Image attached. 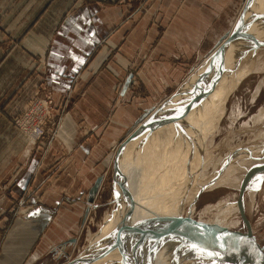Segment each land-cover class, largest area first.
<instances>
[{
    "label": "crops",
    "instance_id": "crops-1",
    "mask_svg": "<svg viewBox=\"0 0 264 264\" xmlns=\"http://www.w3.org/2000/svg\"><path fill=\"white\" fill-rule=\"evenodd\" d=\"M238 2L0 0V264H36L74 240L98 173L147 105L141 91L178 85ZM46 97L33 143L15 120Z\"/></svg>",
    "mask_w": 264,
    "mask_h": 264
},
{
    "label": "rangeland",
    "instance_id": "rangeland-1",
    "mask_svg": "<svg viewBox=\"0 0 264 264\" xmlns=\"http://www.w3.org/2000/svg\"><path fill=\"white\" fill-rule=\"evenodd\" d=\"M131 1L139 2L142 0H126V2ZM260 1L263 2V0H239L236 16L228 33L241 26L246 33L250 31L252 37L248 42L240 40L227 45L224 49V68L221 71L213 70L208 76L206 74L201 76V81L198 79L195 83V78L192 79L190 81L192 84L174 99L173 106L169 104L163 107L162 104L167 98L175 95L184 80L201 65L208 55L197 60L195 65L190 67L184 79L175 87L165 90L141 91V98L143 101H147L145 102L147 105L142 108L141 115L128 129L122 142L110 152L108 156L110 165L101 166L104 169L98 173V183L93 186L92 198L90 199L91 209L81 223L77 236L63 247L58 246L61 249L39 259L35 262L36 264H67L79 257L82 260L95 259L90 261L92 264H139L141 259L140 256L137 257L140 255L138 252L141 250L139 253H142L145 248L150 253V247L146 246L147 238L154 240V235L157 233L156 229L151 232V227L148 226H151L157 214L155 211L157 196L167 189L164 188V180L170 171V164L172 165L173 162L174 165H178L180 162L181 165L200 163L204 157H201L199 153L205 146L206 150L203 155L208 162L201 167L197 165V170L201 172L199 174L203 175V177H200L199 174L196 176L197 182L200 181L199 178L202 179L203 183L206 179L218 181L222 177L221 175L228 174L229 170L230 172L235 170L229 175L230 179H235L236 185L239 186L230 187L226 183H221L215 188H206L200 192L194 203L193 221L197 222L200 218L206 220L214 216L218 207L214 208L218 206V203L232 204V210L235 213L231 215L230 222L236 224L228 227L222 233L227 235L233 248L239 253L247 251L249 238L254 243V254L260 252L258 247H264V168L262 165L256 164L238 166L234 164L238 157H232L238 150H251L258 147L261 141L257 135L264 133V8L258 9L261 4ZM251 11L253 12L251 13ZM258 11H261L260 15L256 14ZM254 12V15H257L255 17L253 16ZM248 16H253V18ZM244 17L245 19L242 21ZM251 66L253 67L252 70ZM161 106L164 108L159 112L162 115L158 113L151 118L152 114ZM173 115L178 116L177 123H174ZM150 118L151 120L147 123L149 126L146 125L143 129L144 132L136 135L118 154L131 131L133 132L138 128V125H143ZM199 135L200 137H198ZM261 144L264 145V140ZM203 145L204 147H201ZM199 147H201L200 152ZM173 155L174 158L172 159ZM257 156H264V153L260 151L256 154ZM208 157L210 158L207 159ZM174 159L176 160L173 161ZM241 159L242 162L243 160L244 162L247 161L242 157L239 161ZM168 162L169 164H167ZM230 162L233 165L229 166ZM116 165L119 170V174L116 175L117 184L114 180ZM238 170H241L242 173L239 171L240 173L237 174ZM243 171H246L245 174ZM255 171L257 172L254 173ZM97 172L98 170L95 174ZM242 175H244L243 178H241ZM47 176L44 180L48 178ZM237 176L239 177L236 178ZM189 181L191 182V180ZM123 189L132 195L131 201L126 200L121 195L120 192H123ZM32 194L34 193L31 192ZM27 201L28 198H24L17 204L18 206L25 205ZM150 203L155 206L150 205ZM165 203L163 202V204ZM131 206L133 210L128 214ZM208 206H214V208L210 213L205 214L204 209ZM185 207L182 212V219L183 217L186 218L188 204H185ZM144 210H148L147 212L150 213L148 214ZM199 214L203 216L201 217ZM108 219L111 220L108 221ZM106 220L110 224L104 229L102 226L105 225ZM122 228L124 229L122 230ZM130 228L137 231L134 240L129 238L131 233L128 229ZM180 239L181 242L179 240L173 242L174 244H182L181 246L176 244L177 247L173 245L174 254L171 253L173 256H176V252L177 256L180 255L178 254L179 251L183 252L181 247L186 252L190 249L188 242L185 245V242H182L183 239ZM126 244L128 247L123 249ZM151 253L156 252L151 251ZM196 254L199 257L196 256L198 259L193 260L194 264H213L219 260L222 264L225 263V259L209 247H205L202 252ZM147 256L150 257V254L144 255V257ZM201 259H206V262H195ZM190 262L183 259L178 263L192 264Z\"/></svg>",
    "mask_w": 264,
    "mask_h": 264
},
{
    "label": "bare ground",
    "instance_id": "bare-ground-1",
    "mask_svg": "<svg viewBox=\"0 0 264 264\" xmlns=\"http://www.w3.org/2000/svg\"><path fill=\"white\" fill-rule=\"evenodd\" d=\"M261 2V1H260ZM262 9L264 8V0L263 2H261L260 6L258 7ZM261 10V9H260ZM264 10V9H263ZM257 11V10H256ZM253 11H251L252 13ZM261 12V11H260ZM259 11L256 12L257 15H260ZM249 13V14H251ZM255 12L253 13V16H257V15H254ZM250 17V18H253ZM261 18V17H260ZM245 17L243 18L242 21H244ZM257 20V19H256ZM255 25V24H254ZM262 25V24H261ZM247 33H250L251 35V32L248 31ZM254 35V34H253ZM262 42V41H261ZM260 42V43H261ZM263 43V42H262ZM255 44V43H254ZM262 46V45H261ZM258 50V49H257ZM224 63H225V57H224ZM224 63H223V66L222 68H224ZM247 66V65H246ZM249 67V66H248ZM246 67V68H248ZM221 68V69H222ZM250 68V67H249ZM221 69L219 71H221ZM253 69V67L251 66V70ZM213 71H210V72H207L206 75L208 76L209 73H212ZM205 75V74H204ZM203 76V75H202ZM206 76V77H207ZM239 78V77H238ZM193 79V78H192ZM201 80V78H195L194 80V83L197 81V80ZM199 82V81H198ZM199 86V85H198ZM197 86V87H198ZM196 87V88H197ZM198 89V88H197ZM196 89V90H197ZM218 92V91H217ZM219 93V92H218ZM211 94V93H210ZM221 94V92H220ZM228 94V93H227ZM179 95V94H178ZM207 95H208V91H207ZM185 96V95H184ZM215 96V95H213ZM178 97V96H176ZM176 97L173 98V101L174 99H176ZM208 97V96H207ZM207 101V100H206ZM200 103V101H199ZM212 103V102H211ZM210 103V104H211ZM174 104V103H173ZM169 104H164L163 107L165 106H168ZM215 105V104H214ZM182 106V105H181ZM161 107L160 109L158 108L151 116L154 117L155 115H158L159 112H161L164 108ZM179 107V106H178ZM177 107V109H178ZM214 110V109H213ZM205 111V109H204ZM210 111V110H209ZM209 113V112H208ZM160 114V113H159ZM205 114V113H204ZM162 115V114H160ZM200 117L203 116V113H202V116L199 115ZM165 117V116H164ZM199 117V118H200ZM151 118L146 122L144 123L143 125H138L133 132L131 131V133L129 134L128 138L123 142L122 144V147L121 149L119 150L118 154H120V152L122 151V149L124 148V146L126 144H128L136 135H138L140 132L143 131V129L146 127L147 123L151 120ZM166 118V117H165ZM167 119V118H166ZM262 119V118H261ZM162 120V119H161ZM160 120V121H161ZM170 122V121H169ZM171 123V122H170ZM203 125V124H202ZM149 126V125H147ZM201 126V125H200ZM206 126V124H205ZM181 127V126H180ZM194 127V126H193ZM192 128V127H191ZM190 128V129H191ZM200 128V127H199ZM198 128V129H199ZM202 128V127H201ZM201 131V130H200ZM144 132V131H143ZM189 133V132H188ZM206 133V132H205ZM258 139L261 141L264 140V133H261V134H258ZM197 137V136H196ZM200 137V135L198 136ZM207 137V136H206ZM209 138V137H207ZM206 138V139H207ZM185 142V141H184ZM209 142V141H208ZM212 143V142H211ZM210 143V144H211ZM261 143H259L258 147H255V149H251V150H238L237 152L234 153V155L232 156L233 158L234 157H238V159H235L236 162H234V164L236 165H248V166H251V165H262V168H264V156H257L256 157V154L260 151H262V153H264V145H262ZM168 145V144H167ZM205 145V144H204ZM201 146V147H204ZM217 146V145H216ZM199 147V149L201 148ZM171 148V146L169 147V149ZM191 148V147H190ZM198 149V148H197ZM172 150V149H171ZM205 150H206V146L202 149L199 150V155H201V157H204L202 158L201 162L200 163H192L190 165H181V162L180 164L178 165H174L172 163V165L170 164L171 168L170 171H168V174L165 178V185H164V188H167L165 189L161 194H159L156 198L157 199V204L156 205V209L155 211H157V214L155 215V218L151 224V226H148L149 228L151 227L150 231L153 232L152 230L156 229L157 230V233L154 235L155 236V239L152 240L150 238H147V242H146V246L150 247V253L149 251H146L147 249L144 248V250L142 251V253H139L141 252V250L138 252V250H136L138 252V254L140 255H137L140 256V259L139 260V264H177L178 262L180 263L181 260H185V261H188L192 264L193 263V260L194 259H198L196 258L199 257V255H197L196 253H200L202 252V250H204L205 247H209L212 251H215L217 252L218 254H220L224 259H225V263L224 264H263L264 263V253H262L261 251L258 253V254H254V243H253V240L251 238H249V245H248V249L246 252L244 253H239L238 251H236L233 246H232V242L231 240L228 239L227 235L222 233L224 231H226V229L228 227H231L232 225H235L236 223L235 222H230L231 219H232V214L235 213V211L233 212L232 210V207L233 205L232 204H223V202H221L220 204L218 203V206H216L214 208V206H211L208 208H205L204 211H205V214H207L208 212L210 213L212 211V209H216L218 207V210H216L213 214L214 216H212L211 218L209 219H204V218H200L197 222H194L193 219H192V214H193V211L195 210L194 209V203H195V200L198 196V194L200 192H202L203 190H205L206 188H215L217 187L218 185H220L221 183H226L228 184L230 187L231 186H235L236 185V181L235 179L232 180L233 178L230 179V175L232 174V171L230 172V170L227 172L228 174H225V175H221L222 177H220V179L218 181L216 180H211V181H208L207 179L204 181H202V179L199 178V182H197V178L196 176L201 173L199 172V170H197V165L198 167L200 166H203V165H206L205 163L208 162L206 161V158H205V155H203V153H205ZM236 151V150H235ZM173 152V151H172ZM175 152V151H174ZM178 152V151H177ZM190 152V151H189ZM171 153V152H170ZM197 153V152H196ZM254 153V154H253ZM173 154V153H171ZM261 154V153H259ZM177 156V155H176ZM209 156V155H207ZM172 157V156H171ZM170 157V159H171ZM245 158L247 161L242 162V159L241 161H239L240 158ZM174 158V155L172 157V159ZM176 158V157H175ZM184 158V157H182ZM186 158H188L186 156ZM210 157H208L207 159H209ZM180 159V157H179ZM178 159V160H179ZM185 159V158H184ZM190 159V158H188ZM187 159V160H188ZM194 159V158H192ZM199 159V158H198ZM168 160V159H167ZM176 159H174L173 161H175ZM170 161V160H169ZM172 161V160H171ZM233 161V160H232ZM214 162V161H212ZM218 162V161H217ZM216 162V163H217ZM171 163V162H170ZM190 163V162H189ZM210 163V162H209ZM169 164V162L167 163ZM215 164V163H214ZM174 165V166H173ZM230 165H233L231 162L229 164ZM166 166V165H165ZM228 166V164H227ZM168 167V166H167ZM242 167V166H241ZM237 168V167H236ZM245 168V167H244ZM200 169V168H199ZM241 169V168H240ZM248 169V167H247ZM250 169V168H249ZM261 169V168H260ZM263 170V169H262ZM261 170V171H262ZM239 171L241 170H238L237 174L240 173ZM204 172V171H203ZM244 172L246 171H243V174H245ZM253 172V171H252ZM251 172V173H252ZM257 171H255L254 173H256ZM242 173V171H241ZM260 173V172H259ZM119 174V170H118V166L116 165V168H115V184L118 183L117 179H116V175ZM230 174V175H229ZM202 175V174H201ZM199 174L200 177H203V175L201 176ZM209 175V174H208ZM241 175V174H239ZM263 175V174H262ZM235 176V175H233ZM244 175H242L241 178H243ZM239 176H237L236 178H238ZM196 178V180H195ZM235 178V177H234ZM214 179V178H213ZM191 180V182L189 181ZM163 181V182H164ZM189 181V182H188ZM208 181V182H207ZM241 181V180H240ZM98 183V179L97 181L95 182L94 185H96ZM237 187L239 186L238 184L236 185ZM247 187V186H246ZM93 189V187H92ZM91 189V191H92ZM121 195L126 199V200H129L131 201L132 200V195L128 192H126L124 189H123V192H120ZM118 194V193H117ZM120 195V194H119ZM252 196V195H251ZM121 197V196H120ZM163 202H166L165 204H163ZM172 202H174L172 204ZM162 203V204H161ZM124 204V203H123ZM185 204H188V212L186 213V218L183 217L182 219V212H183V209L185 207ZM150 205H152V203H150ZM154 205V204H153ZM152 205V206H153ZM154 205V206H155ZM217 205V204H216ZM149 206V204H148ZM146 205V207H148ZM145 207V208H146ZM219 207H221L219 209ZM151 208V207H150ZM149 208V209H150ZM186 208V207H185ZM237 208V207H236ZM141 209V208H140ZM148 209V208H147ZM194 209V210H193ZM133 210V207L131 206L129 211H128V214H130ZM153 209H151L152 211ZM144 211H148V210H144ZM154 211V210H153ZM148 214L150 212H147ZM203 214V213H202ZM204 214V215H205ZM115 215V214H114ZM114 215H112V217H114ZM154 215V213H153ZM200 215V214H199ZM149 216V215H148ZM201 216V215H200ZM203 216V215H202ZM201 216V217H202ZM111 217V218H112ZM147 217V216H146ZM152 218V217H151ZM195 218V217H194ZM113 219V218H112ZM111 220V219H110ZM108 219V221H110ZM107 221V220H106ZM106 222L104 226H102V228L104 227V229H106V226L108 224H110L109 222ZM151 223V221H149ZM149 224V223H148ZM147 227V228H148ZM101 228V229H102ZM126 228V227H125ZM146 228V229H147ZM148 228V229H149ZM124 228H122L123 230ZM145 229V228H144ZM131 233V235L129 236V238L131 240H134L136 238V234H137V231L136 229H128ZM103 232V231H102ZM147 233V232H146ZM154 234V233H153ZM150 236V235H149ZM180 238L183 239L182 242H185L184 244L186 245V243L188 242V248H190L187 252L182 250V247H181V251L183 252H180L177 256V252L176 256H175V259L173 258L174 256L171 255L174 254L173 253V250H172V247L173 245L175 246L176 244H174L175 242H177ZM177 239V240H176ZM181 240V239H180ZM179 240V241H180ZM97 241V240H96ZM175 241V242H174ZM174 242V243H173ZM181 242V241H180ZM94 243V242H93ZM138 244V243H137ZM142 244V243H141ZM145 244V243H144ZM135 245V244H134ZM179 245V244H177ZM176 245V247H177ZM182 244H180L179 246H181ZM178 246V247H179ZM128 245L126 244L124 248H127ZM135 247V246H134ZM139 247V246H137ZM141 247V246H140ZM174 248V247H173ZM134 249V248H133ZM177 250V248H175ZM180 249V247L178 248ZM187 249V248H186ZM185 249V250H186ZM135 251V250H134ZM151 251H155L156 253H151ZM172 251V252H171ZM146 254H150V257L147 256V257H144V255ZM118 255V254H117ZM131 256H134L133 254H131ZM203 256V255H201ZM205 256V255H204ZM144 257V258H143ZM206 257V256H205ZM221 257V258H222ZM212 258V257H211ZM130 260V259H129ZM174 260V261H173ZM195 262H206V259H201V260H197ZM137 263V262H136ZM178 263V264H179ZM213 264H222L220 262V260L218 262H214Z\"/></svg>",
    "mask_w": 264,
    "mask_h": 264
},
{
    "label": "water",
    "instance_id": "water-1",
    "mask_svg": "<svg viewBox=\"0 0 264 264\" xmlns=\"http://www.w3.org/2000/svg\"><path fill=\"white\" fill-rule=\"evenodd\" d=\"M244 30L245 29L241 28V26H240V27L234 29L233 31H230L229 33H227V35L215 47V49L212 50V52H210L208 54V56L202 61L201 65L198 68H196L195 70H193L190 73V76L184 80V82L181 84L180 88L175 93V95L167 98L164 101V103L162 104V106L164 104H170L171 106H173V98L178 96V94H181V92L184 91V89L186 87H188L189 85L192 84L190 82L192 80V78L193 79L194 78H201L202 75L206 74L207 72L213 71V70H215L216 72H219V70L222 68L223 63H224V49L227 47V45H229L230 43H235V42L240 41V40H242L243 42H248L251 39L252 35H250V33H246ZM205 96H206V94L204 95V98H205ZM173 117H174V119H173L174 123H177L178 122V116L173 115ZM258 248H259V251L264 253L263 252L264 247H258ZM93 260H95V259L82 260L79 257V258H76L67 264H92V262H90V261H93Z\"/></svg>",
    "mask_w": 264,
    "mask_h": 264
},
{
    "label": "built area",
    "instance_id": "built-area-1",
    "mask_svg": "<svg viewBox=\"0 0 264 264\" xmlns=\"http://www.w3.org/2000/svg\"><path fill=\"white\" fill-rule=\"evenodd\" d=\"M50 99L33 100L25 112L15 120V124L24 130L30 142L39 141L45 134V126L50 112Z\"/></svg>",
    "mask_w": 264,
    "mask_h": 264
}]
</instances>
